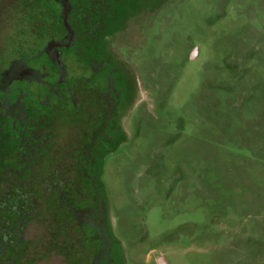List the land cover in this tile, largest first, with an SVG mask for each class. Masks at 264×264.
I'll use <instances>...</instances> for the list:
<instances>
[{
  "label": "rangeland",
  "instance_id": "obj_1",
  "mask_svg": "<svg viewBox=\"0 0 264 264\" xmlns=\"http://www.w3.org/2000/svg\"><path fill=\"white\" fill-rule=\"evenodd\" d=\"M29 6L0 0L1 69L44 46ZM110 50L138 85L125 133L90 168L113 264H264V0H167ZM44 214L24 231L21 264H72ZM69 233L79 250L75 225ZM96 245L84 240L83 264Z\"/></svg>",
  "mask_w": 264,
  "mask_h": 264
},
{
  "label": "flooded vegetation",
  "instance_id": "obj_2",
  "mask_svg": "<svg viewBox=\"0 0 264 264\" xmlns=\"http://www.w3.org/2000/svg\"><path fill=\"white\" fill-rule=\"evenodd\" d=\"M43 1L44 46L29 43L27 53L20 52L7 69L0 67V264L22 263L24 231L42 209L51 222L57 216L59 251L66 261L84 263L80 246L86 239L99 244L91 264H113L109 210L96 195L90 168L114 135L125 133L123 119L134 107L137 80L112 54L111 37L86 41L74 19L83 12L70 0ZM36 2L30 0L33 14L23 12L30 18L29 33L38 16ZM85 48L88 57L81 58ZM71 225L77 229V251H69Z\"/></svg>",
  "mask_w": 264,
  "mask_h": 264
},
{
  "label": "trees",
  "instance_id": "obj_3",
  "mask_svg": "<svg viewBox=\"0 0 264 264\" xmlns=\"http://www.w3.org/2000/svg\"><path fill=\"white\" fill-rule=\"evenodd\" d=\"M153 1H157L155 5H150L152 0H70L75 9L83 12V16H74V19L77 20L75 25L79 28L80 33L89 37L86 41L90 44L95 43L101 35L111 37L109 39L111 43L115 36L124 32L130 24L143 19L147 14L160 10L167 2V0ZM36 3L39 12L38 22H43L45 17H41L39 14L41 9L44 8L41 7L44 1L37 0ZM148 4L149 6H147ZM52 10L56 11V8L53 6ZM51 19L54 27L58 22L56 14H53ZM56 218L54 217L52 221V227L56 230L55 235L58 236L52 243L61 250V226Z\"/></svg>",
  "mask_w": 264,
  "mask_h": 264
},
{
  "label": "water",
  "instance_id": "obj_4",
  "mask_svg": "<svg viewBox=\"0 0 264 264\" xmlns=\"http://www.w3.org/2000/svg\"><path fill=\"white\" fill-rule=\"evenodd\" d=\"M66 8H67V6L65 4V6H64L65 11H66ZM63 18H64V22H65L66 27L70 31V35H72L71 28L68 26V22H67V13L64 14V17ZM159 263L160 264H166L164 258L159 259Z\"/></svg>",
  "mask_w": 264,
  "mask_h": 264
}]
</instances>
